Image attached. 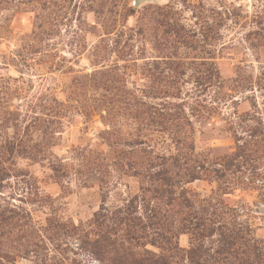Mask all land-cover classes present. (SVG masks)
I'll list each match as a JSON object with an SVG mask.
<instances>
[{"label": "rangeland", "instance_id": "374dc122", "mask_svg": "<svg viewBox=\"0 0 264 264\" xmlns=\"http://www.w3.org/2000/svg\"><path fill=\"white\" fill-rule=\"evenodd\" d=\"M159 256L264 264V0H0V264Z\"/></svg>", "mask_w": 264, "mask_h": 264}, {"label": "trees", "instance_id": "16d2710c", "mask_svg": "<svg viewBox=\"0 0 264 264\" xmlns=\"http://www.w3.org/2000/svg\"><path fill=\"white\" fill-rule=\"evenodd\" d=\"M195 219H196V221L193 223V225H194V227L196 229H200L201 227H205V225L209 222L208 219L205 216H203V217H195ZM235 235L237 236V238H239L237 233ZM233 238H235V237H232L231 233L229 231H228L227 234H221L220 235V240L219 241L222 242V244H221L222 247L219 249V251H220V254L225 255V257H223L222 260H224V258L227 259L228 254L231 252V248H233L231 246H234ZM239 239H241V238H239ZM252 250H253L252 253H254L255 257L257 258V261H259L260 259L256 255H259V254H262V253L261 252L255 253L256 249H252ZM155 263L156 264H169L168 260H167V258L165 256H159L158 258H155ZM248 264H252V263L248 262Z\"/></svg>", "mask_w": 264, "mask_h": 264}]
</instances>
